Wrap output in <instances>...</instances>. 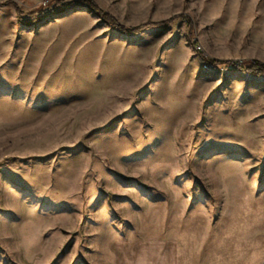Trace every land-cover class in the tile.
I'll return each instance as SVG.
<instances>
[{"label": "rangeland", "instance_id": "1", "mask_svg": "<svg viewBox=\"0 0 264 264\" xmlns=\"http://www.w3.org/2000/svg\"><path fill=\"white\" fill-rule=\"evenodd\" d=\"M76 1L0 0V264H264V0Z\"/></svg>", "mask_w": 264, "mask_h": 264}, {"label": "trees", "instance_id": "2", "mask_svg": "<svg viewBox=\"0 0 264 264\" xmlns=\"http://www.w3.org/2000/svg\"><path fill=\"white\" fill-rule=\"evenodd\" d=\"M75 6H82L86 7L87 9L94 12L97 16H99L101 19H103L112 29H114L117 32H120L127 36H137L141 33H143L146 30L149 29H157V28H167L169 25L172 24L173 20H170L168 22H161V23H147L144 25H141L138 28H125L122 25H120L117 20L111 16L110 14L104 12L102 9H100L93 1L90 0H79L73 3H60L57 6L58 13H63ZM47 14L45 13H34L30 14L26 20L21 21L23 23H26L25 25H34L36 23H39L42 21ZM213 65H224L227 69H236V70H242L244 72H247L248 74L254 76V77H263L264 78V63H261L259 61L252 62L249 66L242 68L241 66H238L234 62H221V61H213Z\"/></svg>", "mask_w": 264, "mask_h": 264}]
</instances>
